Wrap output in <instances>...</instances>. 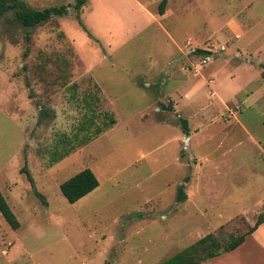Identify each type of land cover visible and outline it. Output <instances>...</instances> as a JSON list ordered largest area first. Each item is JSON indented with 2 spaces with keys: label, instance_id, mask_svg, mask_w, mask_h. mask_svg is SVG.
I'll use <instances>...</instances> for the list:
<instances>
[{
  "label": "rangeland",
  "instance_id": "374dc122",
  "mask_svg": "<svg viewBox=\"0 0 264 264\" xmlns=\"http://www.w3.org/2000/svg\"><path fill=\"white\" fill-rule=\"evenodd\" d=\"M160 2L0 15V192L19 221L0 213V264H160L264 220V0ZM86 167L99 185L70 203L59 185ZM208 264H264V221Z\"/></svg>",
  "mask_w": 264,
  "mask_h": 264
},
{
  "label": "trees",
  "instance_id": "16d2710c",
  "mask_svg": "<svg viewBox=\"0 0 264 264\" xmlns=\"http://www.w3.org/2000/svg\"><path fill=\"white\" fill-rule=\"evenodd\" d=\"M87 0H73L70 4H61L57 6H50L43 9H37L30 7L24 0H0V15L6 13L7 11H14L16 19L24 27H35L43 22L48 21L53 17H62L67 12L69 7L74 9H81ZM166 0H161L159 4L160 14L164 13V6ZM79 24L82 26L81 20ZM84 28V27H83ZM194 52L199 54H210L209 51L197 48ZM166 107V106H165ZM169 109V108H168ZM112 121V120H111ZM183 129L188 132V121L185 118H180ZM101 128L96 129V133H100ZM90 137L88 138V140ZM27 176H29L28 171L24 168ZM31 180V178H29ZM99 185L98 178L92 169L86 167L81 169L74 175L68 177L63 182L60 183L59 187L70 203L76 202L80 198L84 197ZM37 196L44 201V198L39 193ZM185 198V194L180 190L178 194V199L182 200ZM0 213L6 222L13 228L17 229L19 227V221L17 220L14 212L11 210L10 206L6 202V199L0 192ZM262 216H259L255 224L248 229L247 232L241 235L229 234L227 239L223 240L219 236L214 234H207L199 238L196 242L185 247L181 251L175 253L174 255L168 257L160 264H200L206 262L213 257H216L222 253H227L234 250L241 243L244 242L245 237L248 234L254 232L260 224L263 223Z\"/></svg>",
  "mask_w": 264,
  "mask_h": 264
},
{
  "label": "crops",
  "instance_id": "0c3cea01",
  "mask_svg": "<svg viewBox=\"0 0 264 264\" xmlns=\"http://www.w3.org/2000/svg\"><path fill=\"white\" fill-rule=\"evenodd\" d=\"M262 225V224H261ZM261 225H259V227L254 231V232H252L251 234H248L247 236L248 237H251V236H253L255 233H257V231H258V229L260 228V226ZM247 236L245 237V240H246V238H247ZM245 240H244V242L243 243H241L238 247H236L234 250H232V251H230V252H227V253H222V254H220V255H218V256H216V257H213V258H211L210 260H208V261H206V262H202V263H200V264H208V263H213V262H215V261H217V260H220V259H223V258H225V257H230V256H232V255H234L235 253H237V251L243 246V244L245 243Z\"/></svg>",
  "mask_w": 264,
  "mask_h": 264
}]
</instances>
